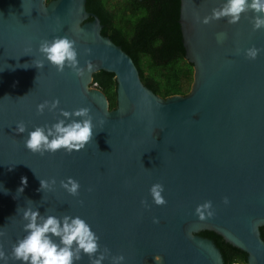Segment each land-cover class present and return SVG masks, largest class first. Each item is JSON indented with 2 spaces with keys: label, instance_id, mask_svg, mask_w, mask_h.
<instances>
[{
  "label": "water",
  "instance_id": "1",
  "mask_svg": "<svg viewBox=\"0 0 264 264\" xmlns=\"http://www.w3.org/2000/svg\"><path fill=\"white\" fill-rule=\"evenodd\" d=\"M86 3L0 0L4 259L14 264L9 253L24 235L23 210L31 207L44 215L83 217L99 235L100 250H110L104 264L121 253L124 264H225L220 247L202 230L245 251L247 264H264V28L253 30L251 11L235 24L227 18L202 23L223 0H181L179 22L193 81L186 94L164 97L143 82L133 57L102 33L100 17ZM58 36L74 40L80 65L91 61L93 69L77 76L44 60L40 41ZM253 45L262 51L249 59L244 49ZM40 60L42 66L33 65ZM99 70L115 75L113 108L107 94L92 86ZM53 99H59L57 110L37 113L38 103ZM79 107L90 108L95 125L79 151L40 155L24 146L27 132H15L18 121L33 129L58 119L60 108ZM38 177H55L56 184L37 191ZM67 177L80 182L78 196L60 186ZM155 182L164 185L166 204L152 203ZM205 200L212 201L215 215L200 220L195 208ZM76 264H90L88 255L82 253Z\"/></svg>",
  "mask_w": 264,
  "mask_h": 264
},
{
  "label": "clouds",
  "instance_id": "2",
  "mask_svg": "<svg viewBox=\"0 0 264 264\" xmlns=\"http://www.w3.org/2000/svg\"><path fill=\"white\" fill-rule=\"evenodd\" d=\"M251 11L253 30L264 28V0H223L218 8L204 16L202 23H209L212 20L227 18L230 24L238 23L242 14ZM224 34L217 36L218 42ZM38 51L49 64L54 66L58 72H62L65 67L70 68L77 76L84 74L85 70L91 71L93 64L88 61L85 66H81L78 59V52L75 41L67 36L43 39L38 45ZM262 51L261 48L253 45L245 48L244 53L249 59H256ZM33 65L40 67L43 60L37 61ZM59 99L51 101L44 100L36 105L37 113L57 110ZM95 125L89 107H79L76 109H59V118L50 124L36 126L28 129L23 121L16 123L15 132L23 134L27 132L24 139V146L34 152L44 155L63 150L67 153L79 151L84 148L93 136ZM39 178V188L37 191L50 190L56 184V178ZM27 184V177H21L23 191ZM60 186L72 196H78L80 182L67 177L60 181ZM91 187L89 191H91ZM152 203L163 205L167 203L164 193V185L160 182L153 183L149 188ZM31 200V199H30ZM224 204L229 203V198H223ZM83 203V201H81ZM142 204L145 201H141ZM198 219L204 220L215 215V208L211 200H205L195 208ZM24 235L19 237L11 247L9 253L12 261L19 264H76L80 260L81 254H87L90 264H104L106 253L110 250L107 247L100 250V237L91 225L79 215L65 214L57 216L54 214L44 215L39 208H25L22 213ZM153 222L158 223L159 218L153 217ZM5 253L0 251V264H8L4 259ZM157 257H155V260ZM124 255L111 256V264H124Z\"/></svg>",
  "mask_w": 264,
  "mask_h": 264
},
{
  "label": "trees",
  "instance_id": "3",
  "mask_svg": "<svg viewBox=\"0 0 264 264\" xmlns=\"http://www.w3.org/2000/svg\"><path fill=\"white\" fill-rule=\"evenodd\" d=\"M181 0H87V9L97 14L102 33L110 36L134 59L143 82L166 97L186 94L193 81V63L185 57L179 22ZM96 84L117 105L115 75L106 70L94 73ZM220 247L225 264H247V253L226 242L218 233L202 230ZM264 238V226L261 227Z\"/></svg>",
  "mask_w": 264,
  "mask_h": 264
},
{
  "label": "rangeland",
  "instance_id": "4",
  "mask_svg": "<svg viewBox=\"0 0 264 264\" xmlns=\"http://www.w3.org/2000/svg\"><path fill=\"white\" fill-rule=\"evenodd\" d=\"M93 85H94V86H97L96 84H93ZM93 85H92V86H93Z\"/></svg>",
  "mask_w": 264,
  "mask_h": 264
}]
</instances>
